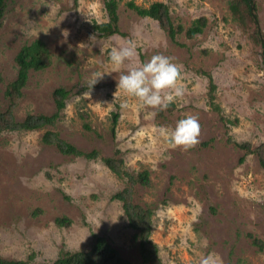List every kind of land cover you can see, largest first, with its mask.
<instances>
[{"label": "rangeland", "instance_id": "rangeland-1", "mask_svg": "<svg viewBox=\"0 0 264 264\" xmlns=\"http://www.w3.org/2000/svg\"><path fill=\"white\" fill-rule=\"evenodd\" d=\"M254 1L259 29L249 17H235L231 0H8L0 27L2 109L16 56L36 40L48 47L51 64L31 73L17 119L56 113L58 88L69 96L54 126L0 134V258L51 264L104 237L124 259L139 262L135 231L113 198L133 186L134 202L153 210L151 238L164 264H199L213 252L221 264H264V168L252 152L264 143V48L256 36L259 30L264 38V0ZM111 2L119 33L105 37L94 24L111 22ZM131 3L166 4L175 39ZM197 25L202 32L190 38ZM129 40L137 55L117 69L109 52ZM158 53L183 65L185 94L165 111L117 88L121 74ZM96 73L104 76L90 90ZM189 114L199 117L200 143L171 149L158 128ZM48 131L98 158L61 154L43 142ZM104 158H121L123 175ZM125 173L135 180L147 173L150 184H132ZM62 218L70 224L59 225Z\"/></svg>", "mask_w": 264, "mask_h": 264}, {"label": "trees", "instance_id": "trees-1", "mask_svg": "<svg viewBox=\"0 0 264 264\" xmlns=\"http://www.w3.org/2000/svg\"><path fill=\"white\" fill-rule=\"evenodd\" d=\"M8 0H0V27L5 14ZM131 8L141 17H148L156 20L160 27L164 29L169 37L174 40L177 32L171 21L169 8L164 3H155L148 9H141L130 4ZM111 15V22L94 24L95 30L103 36H112L119 33L118 29V13L115 2L108 5ZM230 8L237 19L243 20L249 17L254 25L259 29L258 16L256 14V3L254 0H231ZM202 20L201 22H204ZM201 26L197 25L188 31L190 38L201 33ZM256 36L258 41L264 48V38L261 37L258 30ZM264 52V51H263ZM48 47L41 41L36 40L29 45L22 47L16 56L17 75L6 88L5 96L9 105L6 109H2L0 104V134L3 132H28L42 128L54 126L59 118L60 112L65 108V100L69 96V92L64 88H58L54 92V100L56 105V113L52 115H30L24 120H18L15 113L23 97V91L26 88L32 72L44 70L51 64V55ZM118 113L113 114V124L116 127L118 123ZM43 142L46 145L55 147L61 154L67 156H84L87 159H96L99 154L97 152L86 153L79 150L73 144L63 140L58 133L48 131ZM249 148V146H244ZM259 157L260 164L264 168V143L252 150ZM104 163L108 168L117 175H123L122 167L124 161L121 158H104ZM132 183L140 182L142 185L148 186L150 180L147 173L140 174L135 180L132 175L125 173ZM132 183V184H133ZM133 186H128L124 190L113 195V198L122 203L129 227L135 231V239L139 244L140 261L131 262L124 259L120 253L109 243L104 237H96L92 247L86 251L65 252L57 260L51 264H164L160 257V248L152 240L153 231V210L144 207L133 200ZM59 225L70 224L68 218L58 219ZM255 245L262 246L260 240H254ZM0 264H38L29 261H10L0 258Z\"/></svg>", "mask_w": 264, "mask_h": 264}, {"label": "clouds", "instance_id": "clouds-1", "mask_svg": "<svg viewBox=\"0 0 264 264\" xmlns=\"http://www.w3.org/2000/svg\"><path fill=\"white\" fill-rule=\"evenodd\" d=\"M137 55L136 45L129 40L126 46L113 47L109 52V60L117 69L126 62L131 63ZM104 74H93L88 82L91 90ZM118 90L122 89L128 96L137 99L142 106L165 111L178 98H183L185 86L183 84V65L176 62L173 57L162 53L155 54L139 67H133L125 74H121L117 84ZM85 95L90 93L85 92ZM127 103H122V108H127ZM157 112L148 113L154 117ZM159 136L171 149L189 151L200 143L202 125L199 117L189 114L178 120L175 127L161 125L158 128ZM199 264H221L216 253H209L201 257Z\"/></svg>", "mask_w": 264, "mask_h": 264}]
</instances>
